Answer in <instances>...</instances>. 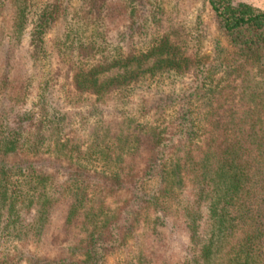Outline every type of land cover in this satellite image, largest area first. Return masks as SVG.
Here are the masks:
<instances>
[{"label":"trees","instance_id":"16d2710c","mask_svg":"<svg viewBox=\"0 0 264 264\" xmlns=\"http://www.w3.org/2000/svg\"><path fill=\"white\" fill-rule=\"evenodd\" d=\"M73 1L44 0L37 13L31 0L0 3V264H106L120 253L121 264H264V12L205 0L217 38L197 62L175 32L134 50L148 0H78L92 34L65 28L46 51ZM164 17L152 12L151 24ZM48 53L53 74L27 107L30 68ZM148 58V69L99 82ZM155 68L189 80L143 110L148 123L95 119L97 104ZM54 218L55 255L33 254Z\"/></svg>","mask_w":264,"mask_h":264},{"label":"rangeland","instance_id":"374dc122","mask_svg":"<svg viewBox=\"0 0 264 264\" xmlns=\"http://www.w3.org/2000/svg\"><path fill=\"white\" fill-rule=\"evenodd\" d=\"M3 1L6 0H0V3ZM235 1L248 4L258 11L264 12V0ZM43 2L44 0H31L30 5H33L32 10L35 9L33 11L37 13ZM145 6L147 13L144 15L146 17L138 18L140 23L145 26V28H143L145 31L141 29L140 32H136L135 35L133 34L132 42L134 43V50L136 49L138 53H140V51H145L147 43L151 42V37L157 36L154 35L155 33L166 34L167 32H175L176 34L170 37V40L174 41V44L181 47L184 52H187V54L197 62L205 61V58L210 55L212 46L217 37L214 29V19L205 0H148ZM71 9V14L67 17V20L55 24L46 33L44 37V47L46 51H51L53 42L65 28L72 34L71 37H73V31H77L79 34L82 33V35L84 34L83 39L85 40L92 34V27H88L83 21H79L77 18V14L80 10V3L78 0L72 2ZM152 12L164 13L165 17L161 25L156 26L151 24ZM165 19L167 20L165 21ZM2 25L4 27V24ZM110 34L114 36L113 32H110ZM3 35L4 30L1 29L0 41ZM108 41L115 43L119 40L108 38ZM120 43L123 44V42ZM138 53L136 54L138 55ZM49 56L48 53L47 57L37 60L30 68L32 85L29 88L30 95L27 107H30L35 101L37 95L41 92L43 83L53 74L54 62L52 61V57L50 58ZM154 61L155 58H148L141 64H133L126 69H112L102 74L99 77V82L107 81L115 76H129L133 70L148 69L152 66ZM153 73L154 76H150L149 74L140 76L135 72L134 74H136L137 77L131 80V84L127 88L125 87L126 89L122 88L119 98L114 99V101L104 106L97 104L95 119H99L98 115L102 114V116H106L104 117L105 119L110 121H122L127 119L125 126L148 123L147 117H143V110L148 109L159 97L178 94L186 87L189 80L187 72L183 74H174L167 68H155ZM60 100V96L54 97L55 103H60ZM24 108L26 109V104ZM85 110L86 109H84V111ZM111 135L112 134H110V136ZM85 166L91 171L95 170L103 178L107 176L105 167L101 168L96 162H86ZM52 224L54 227L52 228L51 236H49V239L46 240L43 245H39L38 248L28 247V250H31L33 254L41 256L46 255L48 257L55 255L54 251H56L55 248H57L56 241H58L56 237L58 233L55 231V226L57 225L56 218L53 219ZM50 239L51 241L55 239V242L52 241L50 244ZM125 258V255L122 253L116 254L109 257L106 264H121ZM20 264H29V262L28 260H24Z\"/></svg>","mask_w":264,"mask_h":264}]
</instances>
